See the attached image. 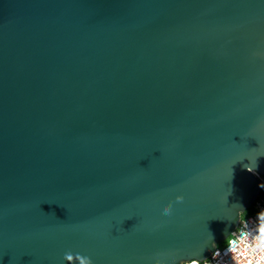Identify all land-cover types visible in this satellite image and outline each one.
I'll use <instances>...</instances> for the list:
<instances>
[{
  "label": "water",
  "instance_id": "1",
  "mask_svg": "<svg viewBox=\"0 0 264 264\" xmlns=\"http://www.w3.org/2000/svg\"><path fill=\"white\" fill-rule=\"evenodd\" d=\"M253 173L264 0H0V264L219 245Z\"/></svg>",
  "mask_w": 264,
  "mask_h": 264
},
{
  "label": "clouds",
  "instance_id": "2",
  "mask_svg": "<svg viewBox=\"0 0 264 264\" xmlns=\"http://www.w3.org/2000/svg\"><path fill=\"white\" fill-rule=\"evenodd\" d=\"M248 167L247 170H253ZM183 197L177 195L176 203H182ZM172 204L162 205L159 211L168 216L171 214ZM228 226H236L228 231L220 247L213 235L207 233L200 244L191 249H172L165 252L157 251L151 257L149 264H210L204 259L203 253L212 250V260L215 264H264V207L254 216H248V210L240 204L232 206V215L224 218ZM61 264H93L90 256L65 251L61 257Z\"/></svg>",
  "mask_w": 264,
  "mask_h": 264
},
{
  "label": "built area",
  "instance_id": "3",
  "mask_svg": "<svg viewBox=\"0 0 264 264\" xmlns=\"http://www.w3.org/2000/svg\"><path fill=\"white\" fill-rule=\"evenodd\" d=\"M253 175L259 179V181L261 183V187H264V176H261L257 173H253ZM254 204H255L254 205V214H255V212H257L261 207H264V199L258 198ZM252 216H254V215H252ZM252 216H249V217H252ZM220 247H222V245ZM208 259H209L210 264H215V261L212 260V254L209 256Z\"/></svg>",
  "mask_w": 264,
  "mask_h": 264
},
{
  "label": "trees",
  "instance_id": "4",
  "mask_svg": "<svg viewBox=\"0 0 264 264\" xmlns=\"http://www.w3.org/2000/svg\"><path fill=\"white\" fill-rule=\"evenodd\" d=\"M260 199H264V187H261V192H260ZM254 205L253 204L248 210V216H252L254 214ZM223 245V243L219 244V246Z\"/></svg>",
  "mask_w": 264,
  "mask_h": 264
},
{
  "label": "rangeland",
  "instance_id": "5",
  "mask_svg": "<svg viewBox=\"0 0 264 264\" xmlns=\"http://www.w3.org/2000/svg\"><path fill=\"white\" fill-rule=\"evenodd\" d=\"M254 215V214H253Z\"/></svg>",
  "mask_w": 264,
  "mask_h": 264
}]
</instances>
